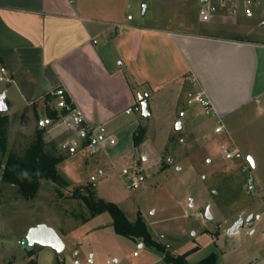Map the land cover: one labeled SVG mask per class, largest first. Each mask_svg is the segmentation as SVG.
Returning <instances> with one entry per match:
<instances>
[{
	"label": "rangeland",
	"instance_id": "rangeland-1",
	"mask_svg": "<svg viewBox=\"0 0 264 264\" xmlns=\"http://www.w3.org/2000/svg\"><path fill=\"white\" fill-rule=\"evenodd\" d=\"M199 1L190 0L188 12L183 15L182 0H171L165 8L159 7V16L164 14L171 27H178L186 18L196 26L209 28V23L198 22ZM145 5L149 6L146 16L150 18L153 0H139L131 13L142 16ZM251 10L252 17L218 14L213 21L223 28L220 34L240 35L243 30L248 38L264 41V5ZM6 89L7 82L0 80V94ZM194 95V90L186 86L176 119L171 102L160 101L155 114L139 127L144 136L138 146L129 145L96 163L92 160L95 156L86 152L67 157L59 163L58 171L69 179V187L57 188L43 179L31 198L23 196L16 185L0 180V264H20L28 250L36 251L38 245L28 247L26 236L29 226L39 220H47L58 232L62 231L59 226L74 227L68 235L60 234L65 254L82 264H174L166 261L158 249L118 235L108 211L84 220L88 206L70 193L74 185L89 182L94 183L97 198L117 204L132 222L141 212L153 235L169 251H191L187 258L191 264L212 252L217 254L219 264H264V98L230 120L235 124L231 137L215 132L214 115L207 114ZM42 100L15 112L19 97L9 90L8 152L24 155L42 126L45 149L67 156L62 142L75 134L61 131L58 121L48 119ZM50 105L54 107L55 102ZM178 121L182 124L180 130L176 129ZM203 126L201 135L199 129ZM222 144L238 147L241 155L225 159L219 151ZM0 158H4L1 150ZM99 167L104 175L98 174ZM125 168L128 175H122ZM136 178L139 186L128 188L127 181ZM207 210L211 217H207ZM257 213L261 219L247 225V218ZM241 216L244 224L239 232L229 234V228ZM21 234L24 238L20 240Z\"/></svg>",
	"mask_w": 264,
	"mask_h": 264
},
{
	"label": "crops",
	"instance_id": "crops-1",
	"mask_svg": "<svg viewBox=\"0 0 264 264\" xmlns=\"http://www.w3.org/2000/svg\"><path fill=\"white\" fill-rule=\"evenodd\" d=\"M170 1L153 0L148 18V5L140 17L131 13L139 0H0V56L8 86L1 93L6 94V101L10 89L19 97L15 111L19 112L41 99L44 102L46 95L63 87L83 113L85 128L101 129L116 138L114 145L94 155V163L133 147L134 133L144 119L155 114L163 99L171 102L174 119L178 118V103L186 86L205 93L212 105L209 114L217 122L221 119L225 133L232 137L235 124L230 120L264 98V41L248 38L243 30L240 35L220 34L223 28L213 17H252L251 8L257 7L237 3V14L221 10L208 19L199 13L198 22L209 23V28L186 18L171 27L158 11ZM182 2L184 15L190 0ZM141 97L147 103V117ZM119 143L122 146L115 148ZM85 152L67 154L65 159ZM40 223L55 228L39 220L28 230ZM59 227L61 232L55 229L60 236L74 229ZM65 250L66 245L65 263L75 264L76 258L71 259ZM57 255L53 248L38 245L32 257L37 264H56ZM32 257L20 259V264Z\"/></svg>",
	"mask_w": 264,
	"mask_h": 264
},
{
	"label": "trees",
	"instance_id": "trees-1",
	"mask_svg": "<svg viewBox=\"0 0 264 264\" xmlns=\"http://www.w3.org/2000/svg\"><path fill=\"white\" fill-rule=\"evenodd\" d=\"M0 65H3L1 56ZM54 97L51 94L46 95L44 103H46L45 109L48 119L57 121L61 114L66 113V110L58 111L55 106L51 107L50 102L53 101ZM66 99L70 102L69 97L66 96ZM8 119L7 113H0V150L4 157L0 158V180L16 185L23 196L31 198L39 191L43 179L50 180L57 188L69 187L70 181L58 171V165L65 159V155L62 152H52L45 149V127L41 126L37 129L35 141L27 148L24 155H19L7 150L6 128L9 122ZM143 136L144 130L138 128L134 133V146L141 143ZM72 188L70 196L81 199L89 208V214L83 218L84 220L108 211L112 215V226L117 234L143 241L145 245L158 249L168 262L191 264L187 259L191 251L181 254L169 251L167 246L153 235L149 223L141 212L132 222L117 204L97 198L94 183L77 185ZM60 193L63 192L60 191ZM33 254L34 252L31 249L28 250L30 257ZM27 264H37V261L32 257ZM56 264H66L63 254L57 255ZM194 264H219L218 256L215 252H212Z\"/></svg>",
	"mask_w": 264,
	"mask_h": 264
},
{
	"label": "built area",
	"instance_id": "built-area-1",
	"mask_svg": "<svg viewBox=\"0 0 264 264\" xmlns=\"http://www.w3.org/2000/svg\"><path fill=\"white\" fill-rule=\"evenodd\" d=\"M237 3H241L244 7H259L264 5V0H204L201 4L199 13L204 19L212 17V15L221 10L229 11L232 15H235L238 12ZM128 18L131 19L132 15H128ZM5 73L6 68L0 65V80H6L4 77ZM52 94L55 96V108L58 111H62L63 109L66 110V113L61 114L60 118L57 120V125L64 131H75L77 133V135L65 138L62 142V148L67 154L72 155L81 150H85L88 155L94 156L104 150L107 145H114L116 143V138L106 133L104 130L85 128L83 113L71 101H67V93L63 87H57L52 91ZM193 99L202 105L207 114L212 111V105L203 91L196 92ZM130 111L131 109H128V112ZM215 132H226V127L221 119L217 122ZM219 151L222 156L228 160L241 155V151L238 147H231L226 144L220 145ZM104 173L102 168L98 170V174L104 175ZM128 174V169L125 168L122 170V175ZM137 180L136 178L134 181H127V187L130 189L137 188L139 186ZM260 219L261 214H254L250 220L247 219L246 224L252 226L254 221ZM74 263L79 264V260L75 259Z\"/></svg>",
	"mask_w": 264,
	"mask_h": 264
},
{
	"label": "water",
	"instance_id": "water-1",
	"mask_svg": "<svg viewBox=\"0 0 264 264\" xmlns=\"http://www.w3.org/2000/svg\"><path fill=\"white\" fill-rule=\"evenodd\" d=\"M141 97V106L143 110V116H149L147 103ZM9 111V105L6 101V94H0V113H7ZM177 130L181 129L180 121L177 122ZM250 163L253 165V160L249 158ZM250 191H253V184L250 183ZM207 217H211L209 210H207ZM252 216L250 215L247 219L250 220ZM244 224V218L241 216L228 230L229 234L238 233L240 227ZM26 241L28 247H33L35 245L47 246L53 248L56 253L62 254L65 248V242L56 229L46 223H40L38 225L32 226L27 233Z\"/></svg>",
	"mask_w": 264,
	"mask_h": 264
}]
</instances>
